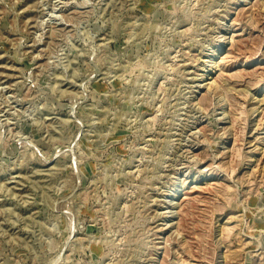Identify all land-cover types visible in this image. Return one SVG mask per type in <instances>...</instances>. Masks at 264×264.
Listing matches in <instances>:
<instances>
[{
	"label": "rangeland",
	"instance_id": "1",
	"mask_svg": "<svg viewBox=\"0 0 264 264\" xmlns=\"http://www.w3.org/2000/svg\"><path fill=\"white\" fill-rule=\"evenodd\" d=\"M0 264H264V0H0Z\"/></svg>",
	"mask_w": 264,
	"mask_h": 264
}]
</instances>
